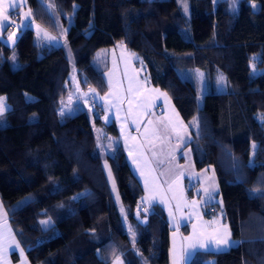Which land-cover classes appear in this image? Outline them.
<instances>
[{"label":"trees","instance_id":"trees-1","mask_svg":"<svg viewBox=\"0 0 264 264\" xmlns=\"http://www.w3.org/2000/svg\"><path fill=\"white\" fill-rule=\"evenodd\" d=\"M238 3L27 0L34 24L12 46L0 38V95L9 103L0 115V198L32 264L115 256L164 264L166 212L147 207L123 146L103 149L115 123L84 107L60 110L74 74L107 90L96 52L120 41L188 122L196 166L213 165L218 176L220 199L209 210H224L237 242L198 250L187 264H264V0ZM197 67L207 85L201 103Z\"/></svg>","mask_w":264,"mask_h":264},{"label":"crops","instance_id":"crops-1","mask_svg":"<svg viewBox=\"0 0 264 264\" xmlns=\"http://www.w3.org/2000/svg\"><path fill=\"white\" fill-rule=\"evenodd\" d=\"M26 2L4 0L5 4L21 7L17 18L12 13L14 8L9 11L8 21L0 18V38L10 46L20 28L34 24ZM105 51L98 49L95 61L103 67L107 90L87 86L97 96L90 97L92 118L100 117L107 123H115V139L108 137L106 142L112 149L119 143L123 146L126 159L142 185L147 207L159 206L166 212L163 263L187 264L198 250L229 248L237 241L232 237L224 210L219 206L209 210V206L220 199L218 176L213 165L196 166L189 145L192 133L188 122L170 94L153 84L148 72L142 74L132 56H122L116 85H112L107 76L110 52ZM75 83L77 85L76 80ZM75 88L62 101V112L73 113L81 107L77 94H73ZM0 97L4 113L9 103L6 94ZM97 129L103 132L99 126ZM225 237L233 243H216ZM201 244L205 246L200 247ZM0 264H32L1 198ZM208 264H214V261L210 259Z\"/></svg>","mask_w":264,"mask_h":264},{"label":"rangeland","instance_id":"rangeland-1","mask_svg":"<svg viewBox=\"0 0 264 264\" xmlns=\"http://www.w3.org/2000/svg\"><path fill=\"white\" fill-rule=\"evenodd\" d=\"M238 2H239V0H231V7L234 9H237L239 7ZM186 5H187L186 13H189L190 12V6H189V4H186ZM184 10H185V7H184ZM105 48L103 47L104 50H107V51L109 50V52H110L109 58L107 57V59L109 60V70L107 72V76L109 78L110 83L112 85H116V79L115 78L117 75V71L120 69V66L122 64V63L120 64V62H122L121 61L122 56L123 55H129V56H132L133 59L137 60L138 58H140V55L137 52H134L131 49H129L128 46L124 42H121V41L117 42L114 45L107 46ZM99 50H102V48ZM107 51H105V52H107ZM101 52H104V51H101ZM138 68L142 74H145L146 72H148L147 67L144 64L138 65ZM194 74H195L197 86H198L199 102L201 103L203 95L207 91L205 72L203 69L197 67ZM148 76H149V73H148ZM73 77L77 81V85H76L75 90L73 91V94L74 93L77 94L79 106L84 107L92 116L93 112H92V104H91V98L90 97L93 95L95 98H97V96L95 95L93 90H90L89 87L84 86L81 82H78L75 74L73 75ZM226 83H227L226 75L223 72H220L218 75V89L222 90V89L226 88ZM4 97H5V95H4ZM1 98L2 97H0V99ZM6 101H7V99H6ZM7 104H8V102H7ZM114 136L115 135L110 134L108 137L111 138V140H113V139H115ZM103 149H104V151L111 152L112 148H110V143L105 142L103 144ZM120 210L124 216L125 221L127 222L126 215H125V208L120 206ZM128 227H130V225H128ZM130 229H131V227H130ZM131 232L133 234L132 229H131ZM110 264H124V261H123L121 256H115Z\"/></svg>","mask_w":264,"mask_h":264},{"label":"snow or ice","instance_id":"snow-or-ice-1","mask_svg":"<svg viewBox=\"0 0 264 264\" xmlns=\"http://www.w3.org/2000/svg\"><path fill=\"white\" fill-rule=\"evenodd\" d=\"M17 7L16 4H5L4 0H0V18H2L4 21H8L9 20V11L10 9H13ZM185 11H187V5L185 4ZM54 39V38H53ZM4 111V106L0 105V115H2ZM217 244H223V245H229L230 243H233L231 241H229V239H227L226 237L220 240L216 241ZM205 245L201 244L200 247H204ZM193 247H195V245H193ZM175 264V262H174Z\"/></svg>","mask_w":264,"mask_h":264}]
</instances>
